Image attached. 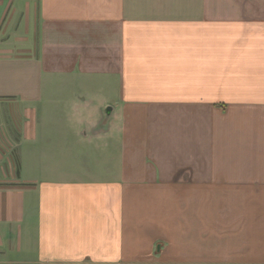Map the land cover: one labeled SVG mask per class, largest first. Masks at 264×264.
<instances>
[{"label":"crops","instance_id":"0c3cea01","mask_svg":"<svg viewBox=\"0 0 264 264\" xmlns=\"http://www.w3.org/2000/svg\"><path fill=\"white\" fill-rule=\"evenodd\" d=\"M0 264H264V0H0Z\"/></svg>","mask_w":264,"mask_h":264},{"label":"water","instance_id":"95a60500","mask_svg":"<svg viewBox=\"0 0 264 264\" xmlns=\"http://www.w3.org/2000/svg\"><path fill=\"white\" fill-rule=\"evenodd\" d=\"M109 110V108H107V111Z\"/></svg>","mask_w":264,"mask_h":264}]
</instances>
